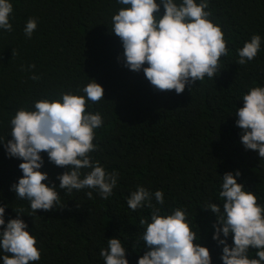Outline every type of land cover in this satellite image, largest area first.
I'll list each match as a JSON object with an SVG mask.
<instances>
[{"label":"trees","instance_id":"16d2710c","mask_svg":"<svg viewBox=\"0 0 264 264\" xmlns=\"http://www.w3.org/2000/svg\"><path fill=\"white\" fill-rule=\"evenodd\" d=\"M9 2L13 31L0 30V142L11 139L10 120L17 110H34L40 99H60L61 91L84 96L81 89L94 80L104 88V100L88 101L87 110L100 113L103 126L96 130L98 150L91 156L106 171L119 173L108 199L87 188L65 195L57 176L67 169L50 163L43 153L41 171L49 177L44 183L56 185L65 207L34 214L30 203L11 191L23 175V161L9 158L0 145V206H8L6 223L19 212L37 239L41 259L33 264H104L100 251L110 238L121 239L129 264H137L147 251L140 220L151 222L149 208L133 212L127 206L138 186L153 194L163 191V205L152 199L161 214L185 209L198 238L195 224L200 229L201 246L210 250L212 264H222V246L212 239L217 217L202 209L215 203L223 212L222 176L239 171L237 182L264 207V159L244 149L235 117L243 95L254 86L264 87V0H209L210 19L221 26L229 56L221 58V74L197 81L180 95L158 92L143 71L124 66L122 44L111 33L112 16L123 7L116 0ZM29 18L37 20L30 39L24 33ZM253 34L261 36V50L253 61L238 65L237 50ZM33 75L40 79L32 80ZM250 256L255 257L254 250Z\"/></svg>","mask_w":264,"mask_h":264},{"label":"clouds","instance_id":"9594fccd","mask_svg":"<svg viewBox=\"0 0 264 264\" xmlns=\"http://www.w3.org/2000/svg\"><path fill=\"white\" fill-rule=\"evenodd\" d=\"M123 7L112 16L111 33L119 38L123 47L124 66L143 74L158 92L184 93L186 87L205 77L212 79L221 74V58L229 56L228 41L221 26L210 19L213 12L209 0H116ZM13 5L0 0V30L13 31L10 17ZM37 29V20L29 18L24 29L29 39ZM261 50V36L253 34L237 50L238 65L253 61ZM16 53L13 51V56ZM145 65H147L145 67ZM29 68H35L30 65ZM23 70V69H22ZM32 80L40 77L33 75ZM81 89L84 96L61 91L60 99L34 101V110L21 108L10 120L11 139L0 142L9 158L23 161L19 164L22 177L11 186L15 197L27 200L32 213L62 209L61 196L56 185L44 183L48 174L42 172L46 153L48 161L59 168H66L59 180V189L65 195L73 190H98L101 199L113 195L117 185V171L108 172L93 161L91 153L98 150L93 142L96 130L103 126L100 113L88 111V101L93 104L104 100V88L94 80ZM243 107L238 108L236 127L241 130L240 142L246 151L258 153L264 159V87L254 86L242 97ZM8 136V137H9ZM90 169L87 173L82 170ZM83 176V178H81ZM239 171L222 176L218 204L211 203L202 209L210 211L217 219L212 237L222 246V264H264V207L257 196L238 183ZM93 198L92 191L86 193ZM164 204V193H151L138 186L127 198V206L136 212L147 207L151 222L142 218L144 254L137 264H212L207 247L201 246L200 229L190 227L188 213L183 208L161 214L152 204ZM0 206V259L3 264H33L41 259L37 239L27 231L28 225L16 212L17 218L5 222V208ZM221 235L224 239H221ZM231 237L232 243H228ZM107 249H101L104 264H129L127 251L121 239L107 240ZM139 241H137L138 243ZM255 251V257L250 251Z\"/></svg>","mask_w":264,"mask_h":264}]
</instances>
